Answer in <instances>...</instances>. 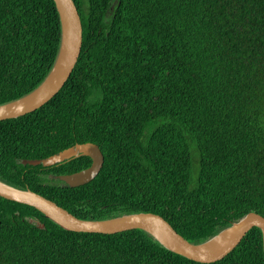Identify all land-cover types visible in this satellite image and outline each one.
Listing matches in <instances>:
<instances>
[{
  "label": "trees",
  "instance_id": "16d2710c",
  "mask_svg": "<svg viewBox=\"0 0 264 264\" xmlns=\"http://www.w3.org/2000/svg\"><path fill=\"white\" fill-rule=\"evenodd\" d=\"M73 2L78 60L45 105L0 121V181L81 220L153 213L192 244L247 213L264 218V0ZM59 45L53 0H0V105L41 84ZM84 143L104 162L80 187L54 176L88 168L89 157L22 163ZM0 264L205 263L138 229L69 232L0 197ZM208 264H264L261 231Z\"/></svg>",
  "mask_w": 264,
  "mask_h": 264
},
{
  "label": "water",
  "instance_id": "95a60500",
  "mask_svg": "<svg viewBox=\"0 0 264 264\" xmlns=\"http://www.w3.org/2000/svg\"><path fill=\"white\" fill-rule=\"evenodd\" d=\"M60 24V45L55 62L39 86L27 95L0 105V121L29 114L50 101L64 86L80 55L82 24L73 0H53ZM86 156L91 165L69 175L54 176L65 186L76 188L91 182L103 167L104 158L93 143L75 144L44 159L23 160L24 165L50 167L71 159ZM0 197L35 208L60 228L77 233L111 235L129 230H141L164 249L198 263H213L229 254L253 227L262 235L264 256V218L254 212L199 244H192L181 237L163 218L153 213H132L105 220H81L57 206L54 202L26 189L22 190L0 181ZM32 223V221H30ZM35 224L43 228L38 222Z\"/></svg>",
  "mask_w": 264,
  "mask_h": 264
}]
</instances>
